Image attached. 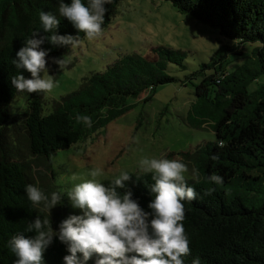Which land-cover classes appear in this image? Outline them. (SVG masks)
<instances>
[{"label": "trees", "instance_id": "obj_1", "mask_svg": "<svg viewBox=\"0 0 264 264\" xmlns=\"http://www.w3.org/2000/svg\"><path fill=\"white\" fill-rule=\"evenodd\" d=\"M118 1L105 5L103 26L110 22ZM172 2L236 38L237 43L226 44V49L242 53L244 43H252L250 54L235 68L226 70L222 60L215 57L204 62L203 67L215 69L195 86L196 101L189 109L191 122L209 123L215 139L199 144L193 152L201 176H187L197 198L184 202L183 223L191 241V255L184 262L192 264L199 258L200 264H264V0ZM64 3L71 4V0ZM59 4L60 0H0V264H15L17 257L11 251V239L18 234L34 236L25 229L37 215H43L28 201L25 187L30 182L22 160L7 149L8 126L22 121L31 152L50 158L59 148L86 138L129 108L127 95H138L150 88L145 97L151 96L157 83L174 77L164 70L166 61L181 62L184 55L182 49L165 44L153 46L158 53L154 60L136 51L124 53L104 69L86 73L78 87L56 99L52 110H44L43 94L31 93L15 111L13 99L19 92L12 86L11 77L23 74L31 78V74L17 69L13 60L33 31L40 30V37L53 34L41 29L39 12H51L60 20L54 34L84 37L67 18L60 16ZM69 47L54 45L48 39L40 45L48 53L46 59ZM225 54L226 50L219 55L223 58ZM77 114L89 115L93 127L77 124ZM128 172L140 174L138 170ZM212 173L221 175L224 183H209L207 178ZM116 177L105 176L99 182L107 185ZM152 183L150 175L140 180L133 175L125 188L118 191H131L133 199L151 212L148 205L154 199ZM208 188L215 189L210 196L204 195ZM62 199V206H66L65 196ZM50 219L54 227L56 219ZM68 255V245L56 236L44 261L65 264L64 257ZM98 259L94 254L89 264H96Z\"/></svg>", "mask_w": 264, "mask_h": 264}, {"label": "rangeland", "instance_id": "obj_2", "mask_svg": "<svg viewBox=\"0 0 264 264\" xmlns=\"http://www.w3.org/2000/svg\"><path fill=\"white\" fill-rule=\"evenodd\" d=\"M102 28L100 37L92 41L83 37L76 48L70 46L47 59L49 74L55 76L58 85L52 93L43 95L45 111L52 110L56 99L78 87L86 73L104 69L124 53L136 51L154 60L158 53L153 46L165 44L182 49L184 55L181 62L166 61L164 70L174 77L157 83L151 96L145 97L150 88L127 95L129 108L86 138L59 148L50 158L31 152L22 121L8 126L7 149L22 160L30 184L49 195L64 193L67 205L62 206L61 199L51 210L50 216L56 219L54 231H59L61 222L69 216L83 215L81 209L72 206L66 192L74 184L91 179L88 173L92 169L101 170L96 178L99 181L138 170L143 158L164 157L182 160L189 167L186 176L193 177L195 169L200 177L193 152L199 144L215 139L209 123L193 124L189 115L197 97L196 83L215 69L203 67V63L215 57L229 70L242 62L252 47L246 42L242 53L226 49V44H236L237 39L222 33L217 25L179 9L172 0H119L110 22ZM225 50L227 54L221 58L219 54ZM54 58H66L64 69L54 63ZM27 95L19 92L14 97L13 110L24 104ZM77 257L80 264H89L90 259L85 262L82 253Z\"/></svg>", "mask_w": 264, "mask_h": 264}, {"label": "clouds", "instance_id": "obj_3", "mask_svg": "<svg viewBox=\"0 0 264 264\" xmlns=\"http://www.w3.org/2000/svg\"><path fill=\"white\" fill-rule=\"evenodd\" d=\"M110 2L71 0L68 4L60 0L58 11L84 34L85 39L92 41L102 35L107 13L105 5ZM39 23L45 33L53 34L40 37V30L32 32L25 46L17 52V59L13 60L16 68L26 70L31 78L16 74L11 77V84L17 92L46 97L58 82L49 74L48 53L41 50L40 45L48 39L54 45L76 48L81 40L79 36L54 34L60 20L51 12L41 10ZM54 63L64 69L66 58H54ZM75 121L89 129L93 127L89 115L77 114ZM216 158L215 155L212 157L213 160ZM138 172L139 175L121 172L106 185L96 179L101 170H90L88 175L91 179L74 184L66 192L72 206L81 209L83 215H71L63 220L58 233L52 227L50 215L51 210L61 203L64 193L52 192L49 195L39 186L26 185L28 201L43 215H37L25 229L27 233H35L34 236L18 234L11 239L10 248L17 257L15 264H45L44 254L56 236L68 245L71 253L64 257L65 264H80L77 253H82L85 262L97 255L96 264H185L184 258L191 255V241L183 223L186 219L184 202L197 198V192L189 186L186 176L188 165L180 159L143 158ZM192 174L198 179L195 169ZM133 175L137 180L150 175L154 181L150 185L154 199L148 205L151 212L145 211L133 199L131 191L124 194L118 191L125 188ZM72 179L76 180L77 176L73 175ZM207 179L216 185L224 183V178L216 173ZM214 191V188H208L204 195L210 196ZM192 264H200L199 258Z\"/></svg>", "mask_w": 264, "mask_h": 264}]
</instances>
